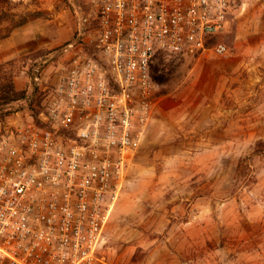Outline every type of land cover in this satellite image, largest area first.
Returning <instances> with one entry per match:
<instances>
[{
    "label": "rangeland",
    "instance_id": "374dc122",
    "mask_svg": "<svg viewBox=\"0 0 264 264\" xmlns=\"http://www.w3.org/2000/svg\"><path fill=\"white\" fill-rule=\"evenodd\" d=\"M76 2V0H73ZM71 0H0V85L44 110ZM36 13L9 36L13 22ZM217 41L228 52L168 59L167 77L104 228L102 264H264V0H236ZM29 99V100H30Z\"/></svg>",
    "mask_w": 264,
    "mask_h": 264
},
{
    "label": "built area",
    "instance_id": "2783aa9c",
    "mask_svg": "<svg viewBox=\"0 0 264 264\" xmlns=\"http://www.w3.org/2000/svg\"><path fill=\"white\" fill-rule=\"evenodd\" d=\"M236 0H71L40 124L0 120V264H102L104 228L168 59L210 53Z\"/></svg>",
    "mask_w": 264,
    "mask_h": 264
},
{
    "label": "trees",
    "instance_id": "16d2710c",
    "mask_svg": "<svg viewBox=\"0 0 264 264\" xmlns=\"http://www.w3.org/2000/svg\"><path fill=\"white\" fill-rule=\"evenodd\" d=\"M32 15H36V13H27V15L18 18L15 20L8 30V32L2 37L6 38L9 36L10 32L17 27L22 26L25 24ZM30 96L25 91H18L15 89L13 82L11 79L4 84L0 85V120H3L7 115L10 113L16 112L12 106V104L16 102H23L25 101L28 105L31 104ZM33 121L37 124H40L37 120V114H34Z\"/></svg>",
    "mask_w": 264,
    "mask_h": 264
}]
</instances>
